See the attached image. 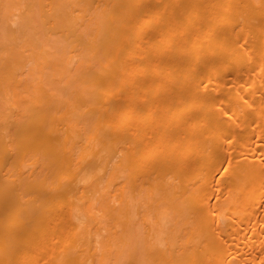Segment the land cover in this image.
<instances>
[{"label": "bare ground", "instance_id": "obj_1", "mask_svg": "<svg viewBox=\"0 0 264 264\" xmlns=\"http://www.w3.org/2000/svg\"><path fill=\"white\" fill-rule=\"evenodd\" d=\"M0 264H264V0H0Z\"/></svg>", "mask_w": 264, "mask_h": 264}]
</instances>
